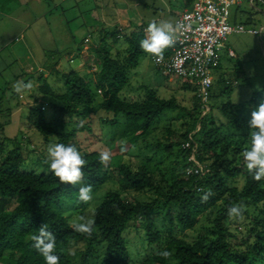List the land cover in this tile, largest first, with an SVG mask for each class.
<instances>
[{
	"label": "trees",
	"instance_id": "trees-1",
	"mask_svg": "<svg viewBox=\"0 0 264 264\" xmlns=\"http://www.w3.org/2000/svg\"><path fill=\"white\" fill-rule=\"evenodd\" d=\"M191 3L185 0L184 6ZM147 26L145 21H136L130 32L123 27L103 30L100 44L91 47L97 58L92 73L61 72L59 65L65 53L58 52V58L35 74L40 83L36 95L48 99L49 104L34 98L26 125L44 143L36 158L42 171L28 168L17 138L0 135V264H45L31 239L42 224L56 237L54 254L59 264H264V180L254 181L241 158L250 144L246 127L250 112L264 99V91L255 92L242 105L230 100L222 104L218 108L221 117L213 114L212 107L208 115H203L196 94L191 109L182 107L176 97L163 99L154 89L144 87L145 93L138 98L125 94L131 83L130 72L145 55L139 42ZM90 39L85 37L81 45L90 43ZM120 41L126 44L123 50L117 48ZM171 54L172 46L165 50V58ZM220 69L221 64L216 73ZM48 78H56L62 91L56 90ZM232 89L223 74L219 75L210 89V100L230 96ZM197 90L194 86V92ZM175 111L185 121L184 132L177 135L176 142L156 147L160 150L162 146L168 158L177 157V148L182 161L173 165L181 167L164 172L148 158L132 166L126 160L129 150L145 142L158 122ZM5 114L11 116L13 111L7 109ZM95 116L111 129L108 148L115 149V132L120 130L119 138L124 143L119 150L127 149L123 155L112 156L107 167L99 163V150L78 148L75 142L82 134L93 135ZM3 130L0 124V132ZM167 132L170 137L174 134L170 125ZM190 136L198 147L196 162L202 172H195L198 167L190 160L191 152L183 148ZM94 137V141L102 142L101 136ZM10 143L16 146L10 149ZM52 143L74 145L80 151L86 160L80 183L91 185L93 192L115 179L112 172L117 171L119 189L107 192L94 209L91 237L71 227L67 214L78 205V189L61 184L51 174L45 161ZM238 179L243 180L242 188L237 186ZM208 190L213 195L204 201ZM128 192L149 197L128 199ZM241 202L245 205L243 217L229 219L228 208ZM239 224L244 232L237 228ZM134 228L141 230L143 256L131 251L128 235ZM164 250L172 253L170 258L157 254Z\"/></svg>",
	"mask_w": 264,
	"mask_h": 264
},
{
	"label": "rangeland",
	"instance_id": "rangeland-1",
	"mask_svg": "<svg viewBox=\"0 0 264 264\" xmlns=\"http://www.w3.org/2000/svg\"><path fill=\"white\" fill-rule=\"evenodd\" d=\"M71 1L72 4L70 5ZM137 1L146 2L150 4L151 8L157 9L154 11L149 8L151 10L142 16L146 23L165 21L174 25L175 13L171 15L169 9L166 7L170 8L169 0H116L119 4H117V7L126 11L130 16H137L138 12L142 10V7L136 9L134 4ZM184 1L173 0V10L175 12L182 10L184 8ZM34 4H38L37 9L32 13L27 12L23 16L25 20L22 19L18 31L13 27L12 20L8 18H5L3 21L0 20V124L4 125V130L0 132V135L8 139L17 138L18 144L24 151L25 159L29 165L28 168L42 171V168L37 165L36 158L40 151L43 150L44 143L41 137L26 125L29 108L33 106L34 98L39 97V100L46 106L49 104L48 99L44 100L42 99L43 97L36 95L40 83L35 74L37 72L41 73L42 68L45 70V66L52 62L51 57L58 58L59 55L56 54L58 52H66L65 56L61 57L62 60L59 67L61 72L77 71L81 65L82 68H87L86 73H92L97 65V58L93 56L91 51L92 46L83 49V51L89 53L87 55L85 53L84 56L86 57H83L82 62L81 55L76 53L83 37L88 35L94 36L90 39L91 44L85 42V45L98 44L94 30H96L95 26L98 25L96 23L98 22L97 19L99 18V21H101L102 18L98 9L100 7L98 0H83L82 4L79 0H69V2H65L64 0H37ZM154 12L158 14L159 19L153 20L152 14ZM232 15L233 18L236 15V19L245 26L246 30L257 29L260 31L264 28V0H255L253 7L250 5V0H243L241 6L232 8ZM61 24L65 25L66 28H61ZM92 29L94 30L92 31ZM262 34L260 37L248 33L234 34L229 37L225 49L220 54L221 69L215 74V81L218 79L219 73L226 75L228 71L236 68L238 71L235 74H229V79L232 81L237 80V86H233L230 96L224 95L223 97L210 100L209 107H212V112L216 116L221 117L218 108L222 104L230 100L235 105H242L245 102H249L255 92H259L256 90V85H259L260 89L264 87V30ZM17 38L18 41H16ZM125 46V42L120 41L117 48L123 50ZM228 48L236 52V55L239 57L238 60L229 58L227 54ZM48 76L49 74L46 73V77ZM130 78V86L125 91V94L128 93L129 96L134 98L142 97L146 88H149L156 90L163 99L176 97L182 107L191 109L194 106V85L187 80L176 78L172 75H162L154 66L152 58L148 54L141 57L138 67L130 72ZM224 79L226 80L225 77ZM27 80L28 82H32V89L30 91L26 90L22 94H17L13 90V85L17 81ZM48 81L56 90L62 87V84L56 78H48ZM144 87L145 90L143 89ZM61 91L59 90V92ZM20 97L23 99H19ZM98 99L100 98L98 97ZM246 108L249 109L248 106ZM7 109H11L13 115H6L5 111ZM203 115H208V112H205ZM178 116L179 111L164 116L145 142H140L129 150L126 160L136 167L143 159H152L153 165L169 173L175 167L180 168L181 166L177 164L173 165V162L182 161L177 148H174V154L177 157L172 156L168 158L162 146L160 150L156 147L158 144L176 142L177 135L184 132L182 124L185 121L179 119ZM92 122L93 135L88 134L89 137L87 134L80 135L75 141L77 147L99 151L108 149L112 156L123 155L124 153L119 150V147L124 143L119 138L120 130L115 132L113 141L115 149L111 151L107 146L112 136L111 129L107 125H103V121L97 116L93 117ZM168 125L172 127L174 133L171 137L167 132ZM97 135L101 136L102 142L94 141V136ZM15 146L16 144L14 143L9 148L12 149ZM112 173L115 179L96 192H93V200L89 204L78 203L74 210L69 212L70 214H67L70 224L80 215L93 217V211L100 204L103 196L109 191L119 189V184L116 181L117 171L113 170ZM228 183L232 184V181H228ZM76 186L79 189L81 183ZM237 186L242 188V179H238ZM127 197L128 199L148 200L149 194L143 193L138 195L134 192H128L125 198ZM237 228L240 232H244L245 230L241 224L237 225ZM140 231V229L134 228L128 236L131 241L133 255H136L138 252L143 256L144 250L141 248L142 244L139 240ZM199 231L197 230L198 233ZM190 235L195 236L192 232ZM135 264L138 263L136 262Z\"/></svg>",
	"mask_w": 264,
	"mask_h": 264
},
{
	"label": "clouds",
	"instance_id": "clouds-1",
	"mask_svg": "<svg viewBox=\"0 0 264 264\" xmlns=\"http://www.w3.org/2000/svg\"><path fill=\"white\" fill-rule=\"evenodd\" d=\"M175 29L171 23L151 22L145 29V36L139 42L141 51L148 54L156 64H161L165 59V50L174 44ZM33 87L31 81L24 83L17 81L13 85V90L17 94H22L26 90L30 91ZM257 91L261 90L256 85ZM246 127L249 133L250 144L241 153L243 166L246 168L251 178L260 182L264 180V99L260 100L255 108L250 112V119ZM127 151L122 147L121 152ZM112 154L108 149L99 153V163L105 167L111 161ZM51 174L58 179L61 184L75 186L83 179L82 168L86 165V160L74 145L62 143H52L48 145L45 161ZM213 193L208 190L202 197L206 201ZM93 200V188L91 185L81 186L77 192V202L89 204ZM245 205L235 203L227 210L229 219L242 218ZM95 219L80 215L72 223V229L79 234L91 237L94 231ZM33 247L44 259L45 264H59V257L54 254L56 249V237L48 231V226L42 224L38 234L32 236ZM164 259L171 257L172 253L164 250L157 253Z\"/></svg>",
	"mask_w": 264,
	"mask_h": 264
},
{
	"label": "built area",
	"instance_id": "built-area-1",
	"mask_svg": "<svg viewBox=\"0 0 264 264\" xmlns=\"http://www.w3.org/2000/svg\"><path fill=\"white\" fill-rule=\"evenodd\" d=\"M242 3L243 0H192L191 6L175 21L172 54L161 64H156L153 60L154 66L162 75H173L198 87L196 96L200 99L204 113L210 110V89L221 64L220 54L229 37L244 33L263 35L262 30H246L244 25L233 23L232 8L239 7ZM250 5L253 7L255 0H250ZM229 55L233 57V51H229ZM236 85L237 82L233 86ZM183 148L191 152L190 160L198 167L195 172H202L203 168L196 162L198 147L192 136ZM192 172L193 170H189L188 173Z\"/></svg>",
	"mask_w": 264,
	"mask_h": 264
},
{
	"label": "crops",
	"instance_id": "crops-1",
	"mask_svg": "<svg viewBox=\"0 0 264 264\" xmlns=\"http://www.w3.org/2000/svg\"><path fill=\"white\" fill-rule=\"evenodd\" d=\"M37 2V0H7V2H4V1H0V20H4L5 18H8L10 20H12V24H13V27L16 28V30L18 31L19 27L21 26V23H22V19L25 20V18H23V16L29 12V13H32L34 10L37 9V6L38 4H34V2ZM40 1V0H38ZM65 2H69V0H64ZM80 3L82 4L83 0H79ZM170 1V8L168 6H166L168 9H169V13L172 15L173 13H175V21L177 19V17L185 10V9H188L189 7L187 6H184V8L180 11H174L173 8H172V2L173 0H169ZM98 2L100 3V7L98 8L100 10V14H101V18L102 20L99 21V18L97 19L98 22H96L98 25L95 26L96 27V30L92 29V31L94 30L95 33H96V38L98 39V44H100V41L103 37V30H107V29H114V28H121L123 27V29H127L129 32L131 30H133V27H134V23L136 21H144L142 16L145 14V13H148L151 9L156 11L157 9L155 8H151L150 7V4L144 2H139L137 1L134 5L137 8H140L142 7L141 11L138 12L139 14L137 16H130L126 13V11H123V9L117 7V2L116 0H98ZM76 3V2H75ZM30 4H32V6H30ZM72 4V1L70 3V5ZM119 5V4H118ZM63 8V7H61ZM143 8H145V10H143ZM151 8V9H149ZM148 11V12H147ZM162 11V10H161ZM160 11V12H161ZM159 12V13H160ZM28 13V14H29ZM152 18L153 20H157L159 19V16L157 13H153L152 14ZM35 16V15H34ZM146 19V18H145ZM233 20V23H237V24H241L237 19H236V15L234 18H232ZM250 22V20H249ZM149 25V24H148ZM174 25H175V22H174ZM173 25V27H174ZM94 27V28H95ZM61 28H66L65 25H62L61 24ZM262 31L264 30L261 29ZM92 33V32H91ZM15 37V36H14ZM86 37H90V38H93L94 36L92 35H88ZM101 37V38H100ZM257 37H260V36H257ZM85 37H83L84 39ZM16 41H18V38L16 39ZM91 44V43H90ZM263 44V43H262ZM96 45V44H95ZM88 48V46H93V45H79V47L77 48V53L78 55H81V62L83 60V57H86L84 56L85 55V51H83V49L86 47ZM79 48H81L82 50L79 52ZM229 51H233L234 53V56L231 57L229 55ZM66 53V52H64ZM69 53V52H68ZM73 53V52H71ZM89 52L86 53V55L88 54ZM70 54V53H69ZM227 54L229 56L230 59H233V60H238L239 57L236 55V52L231 49V48H228L227 49ZM52 57H51V61H52ZM47 61V60H46ZM153 61V59H152ZM60 67V65H59ZM235 68V67H234ZM81 73L85 74L86 73V70L87 68L84 67L82 68L81 65L79 66V69H78ZM220 71V70H219ZM217 71V72H219ZM238 69H231V71H228L227 74H223V76L226 78V81L227 83H229V85H234L235 82H237V80L235 81H232L229 79V74H235V72H237ZM160 72V71H159ZM219 75H221L219 73ZM228 75V77H227ZM196 94V92H195Z\"/></svg>",
	"mask_w": 264,
	"mask_h": 264
}]
</instances>
